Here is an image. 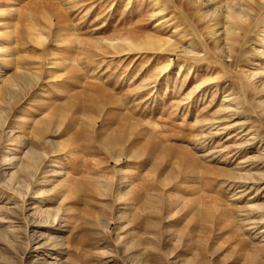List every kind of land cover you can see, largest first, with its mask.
Segmentation results:
<instances>
[{
	"label": "rangeland",
	"instance_id": "1",
	"mask_svg": "<svg viewBox=\"0 0 264 264\" xmlns=\"http://www.w3.org/2000/svg\"><path fill=\"white\" fill-rule=\"evenodd\" d=\"M197 1L220 33L217 2ZM181 4L0 0V88L24 78L1 102L16 139L0 137V264H264V93L241 84L264 70V44L250 35L229 59ZM169 37L178 50L145 47ZM23 146L49 154L44 188L59 186L21 218L1 180ZM37 207H59V222L36 225ZM51 237L56 252L23 257L26 239Z\"/></svg>",
	"mask_w": 264,
	"mask_h": 264
},
{
	"label": "bare ground",
	"instance_id": "2",
	"mask_svg": "<svg viewBox=\"0 0 264 264\" xmlns=\"http://www.w3.org/2000/svg\"><path fill=\"white\" fill-rule=\"evenodd\" d=\"M182 1H183V4H181V7H182V5H184L185 9H186V13H187L185 15V17H186L185 19H187L190 22V25H192L193 30L198 35L206 33L209 37H211L215 41V43L213 42L215 52H217L219 54L222 53V51H221L222 48H220V47L225 46L227 48L226 50L228 51V58L231 59L232 58L231 52L234 50V48H236L235 45H243L245 43V40L248 39V37L250 35H254L256 45H259L260 47H262V45L264 44V24L260 25V23H264L260 19L261 18V11L260 10L263 7V4L260 0H215L218 4V7L220 9H222V13H223V21L221 23L223 27L219 28V29H221L220 33H219L218 29L216 30L215 28L212 27L213 24L211 23V20L199 12V9H198L199 7L196 6L197 8L196 9L194 8L195 7L194 4H196V5L198 4V6H200L199 2L197 0H193V1L192 0H182ZM192 8H194V10ZM183 9H184V7H183ZM196 22H198V23L202 22L201 26L199 27ZM215 24H219V22H216ZM173 33H178L180 35V38H185L188 35L187 31H182V30L177 31L176 29L174 30ZM220 35H223V36L221 38H218ZM200 37H203V39H204V36H200ZM198 38H199V36H198ZM221 41H222V45L220 43ZM120 42L118 41V42L110 43L109 47L114 48L118 44L121 45ZM203 43L205 44V42H203ZM203 43H202V45H203ZM107 44H108V42H107ZM142 44L143 43H141V45ZM178 44L175 41H173L171 39V37H169V38H166L164 40H159L158 42H155V43L148 42L146 45L145 44H143V45H145V47L147 46V49H152V50H157V51H162V50L166 51L168 49H170L172 51H176L180 48ZM128 45L129 46L126 45L127 48L124 49L125 52H130L134 48H136V44H134L133 42L132 43L129 42ZM204 47H206V45ZM183 51H185L187 53H191L192 50H188V49L184 48ZM236 52H238V51H236ZM249 52H251V50ZM198 53L199 52H197V54ZM202 53H204V51ZM192 55H195V53ZM260 55H264V52L260 51ZM222 57H223V55H222ZM168 71H169V69H168ZM28 75L29 74H27V76ZM30 75H29V77H30ZM33 78H35V77H33ZM21 79L23 80L24 78L23 77L21 78L19 75L18 78H16V79L14 78L13 80H11L8 83V86L6 88H0V137H1V135H6L8 137V139H10L11 141H14L16 139V137H13L11 135L12 129L7 131L8 128L5 124V122H6L4 120V114L5 113L3 111L5 109H3L4 108L3 105L1 106V102L5 97H7V99H10V100L16 99L18 93L20 92V90L22 89V86H23L20 83ZM241 80H243V81H241L242 82L241 84H243L245 86V88H247L249 91L254 92V94L260 95V94L264 93V70H262V71L246 70L243 72ZM25 82H27V81H25ZM31 82H32V80H31ZM202 84H204V82H202ZM199 87H200V85L193 88V92L196 91V89H198ZM22 92H23V90H22ZM261 99L259 100L258 104L262 107L261 113H264V104H263V101H261ZM13 103H15V102H13ZM6 104L8 105V103H6ZM10 105H11V103H10ZM6 128H7V130H6L7 132H4ZM22 144H24V143H22ZM105 144H107V143H105ZM50 152H52V151H50ZM44 154H46V153L44 152ZM44 154H43V152H41V151L31 147V146H28V147L23 146L22 154L20 157H17V156L11 157V158H4L3 157L4 158L2 160L3 164L4 163L9 164V166H11V168H10L11 172L9 174L7 173L8 176H7L6 180L3 179L1 181L8 191H11L17 195V199H18V201H20V205H18L17 204L18 202L15 201L16 204L18 205L17 207L19 209L18 214L16 212V216L18 215L21 217V215H23V211H26L25 205L27 203L26 201L29 198H31V199L38 198L40 196L50 194L51 192H56L55 190H56L57 186H59V183H58V185L54 186V188L52 190L51 189L47 190L44 188L49 182H51L49 176L52 175L51 174V168L50 169L48 168L50 171L49 170H42L43 167H47V166H44V164H45L44 160L49 155V154L48 155H44ZM0 158H2V157H0ZM51 166H53V165H51ZM56 172H57V170H54V174ZM49 173L51 175H49ZM21 184H22V186H24L25 191H21L19 189V187H20L19 185H21ZM33 185L39 186L36 190L31 192V194L32 195L34 194V196L36 194V197H30L31 196V194L29 193L30 191L28 192V190ZM22 186H21V188H22ZM17 187L19 190L17 189ZM16 195H14V196H16ZM40 201H42V200H40ZM34 203H35V201L34 202L32 201L31 204H34ZM59 211H60L59 207L55 210H52L50 208L41 209L40 207H37L35 209H32L31 215L33 217L39 218L37 221H35L36 225H39V223L40 224L42 223L44 225L51 226V224H53L55 222L56 223L59 222L60 218L57 217V214L59 213ZM13 213H15V212H13ZM21 218H23V217H21ZM25 218H24V220H25ZM26 224L29 225L32 223L30 220H26ZM42 224L40 226H42ZM46 228H49V227H46ZM50 228H52V226ZM55 239L56 238L51 237V238L46 240V243L35 242L33 238L26 239V246L23 249V257L25 258L26 254H29L30 252H32V250L36 252V250L38 251V250H41L43 248H49L48 250L52 249L54 251L55 250L54 247L62 245V244L58 245V243H57V241H55ZM48 240H52V242L50 243L51 246L48 243ZM48 246H50V247H48ZM54 252H56V250ZM48 253H49V251H48ZM54 262H52V263L49 262L48 264H54ZM182 264H185V263L183 262Z\"/></svg>",
	"mask_w": 264,
	"mask_h": 264
}]
</instances>
